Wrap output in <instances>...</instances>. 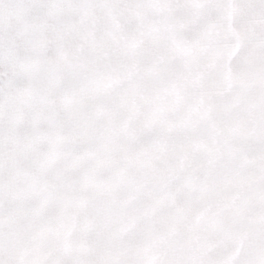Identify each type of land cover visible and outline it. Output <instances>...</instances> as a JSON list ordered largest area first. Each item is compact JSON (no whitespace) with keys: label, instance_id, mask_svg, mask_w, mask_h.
Here are the masks:
<instances>
[{"label":"snow or ice","instance_id":"snow-or-ice-1","mask_svg":"<svg viewBox=\"0 0 264 264\" xmlns=\"http://www.w3.org/2000/svg\"><path fill=\"white\" fill-rule=\"evenodd\" d=\"M0 264H264V0H0Z\"/></svg>","mask_w":264,"mask_h":264}]
</instances>
